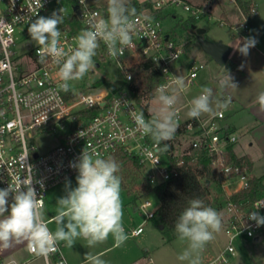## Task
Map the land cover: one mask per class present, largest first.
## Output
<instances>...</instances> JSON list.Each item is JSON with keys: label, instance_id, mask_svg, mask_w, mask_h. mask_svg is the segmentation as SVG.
I'll list each match as a JSON object with an SVG mask.
<instances>
[{"label": "built area", "instance_id": "1", "mask_svg": "<svg viewBox=\"0 0 264 264\" xmlns=\"http://www.w3.org/2000/svg\"><path fill=\"white\" fill-rule=\"evenodd\" d=\"M70 1L73 3L71 14L67 12ZM150 1L131 0L140 6ZM102 3V0H0V189L20 186L19 182L32 172L33 187L43 200L44 208L52 188L76 178L78 172L70 165L78 161L83 150L93 158H113L118 152L125 153L139 163L142 182L151 187L176 179L187 158L195 162L207 158L218 177V192L215 199L211 198L218 205L216 210L222 216V227L228 240L224 251L208 264H225L235 255V241L239 238L264 242V225L257 227L255 221L248 219L252 211L264 216V208H254L255 202L264 200V196L251 198L248 194L253 176L245 162L234 160V157L242 158L235 152L239 138L223 123L226 118L223 111L184 121L183 109L190 104H176L178 124L184 127L179 136L181 143L174 144L172 150L163 151V144L157 145L138 131L132 118L133 112H143L146 119L154 115L144 110V105L142 107L135 100L128 88L135 67L144 60L155 63L165 79L156 89L162 85L170 94L177 73H183L181 68L177 70V63L185 52L184 45L164 30L157 11L181 6L195 21L203 20V16L213 18L209 12L186 0L151 1L152 8L144 6L135 14L137 26L132 45L123 55L111 56L101 41L93 58L95 70L107 59L118 64L126 84L116 92L108 90L101 80H90L95 70L80 81L70 82V91L64 92L57 77L58 66L51 58L41 62L37 56L38 48L25 54L16 50L19 37H30L28 24L37 13L48 17L62 8L63 18L68 21L59 27L60 44L70 51L77 46L75 38L89 27V20L109 18L107 9L100 6ZM257 15L254 2L251 18ZM243 17L244 22L236 28L246 33L251 21L245 15ZM216 20L220 25L226 24L223 18ZM203 67L192 65L189 68L183 76L187 86L194 84ZM179 93L183 90L177 95ZM146 105L150 107L149 102ZM43 136L57 137V146L48 152H39L34 141ZM179 148L181 154H178ZM152 206L150 201H145L138 208L145 214V221L151 220L157 211V208L149 211ZM143 224L126 237L141 235ZM27 249L32 259L43 258L47 264H68L60 244L47 256L31 252L28 245ZM0 264L10 263L0 256Z\"/></svg>", "mask_w": 264, "mask_h": 264}, {"label": "clouds", "instance_id": "2", "mask_svg": "<svg viewBox=\"0 0 264 264\" xmlns=\"http://www.w3.org/2000/svg\"><path fill=\"white\" fill-rule=\"evenodd\" d=\"M107 3L109 18L89 20V27L75 38L77 46L70 51L60 44L59 25L64 20L62 8L48 17L37 13L36 18L28 24L31 42L38 46L37 56L41 62L51 58L58 66L57 77L64 92L70 91V82L80 81L95 70L93 58L101 41L113 57L123 55L125 49L132 45L137 21L131 0H107ZM255 44L253 37H245L238 40L234 48L247 56ZM227 80L231 87L237 88L229 74ZM184 85L183 77L178 76L171 94L162 85L156 89L159 107L151 119H146L143 112L132 113L137 130L149 136L157 145L163 144L162 151L167 149L166 142L173 139L178 130V111L175 106L177 93L183 90ZM221 87H224L223 81ZM257 102L260 110L264 111V91L258 94ZM214 103L216 108L227 109L231 98L215 101L213 89L203 87L200 94L190 101L187 116L198 119L202 114L212 113ZM70 166L78 172L77 186H67L66 195L56 200L55 232L49 229L45 220L43 200L33 187L32 172L19 182L20 186L9 185L0 189V251L27 242L31 252L47 256L57 250L59 242L72 248L77 239H83L88 247H94L106 241L110 234L117 247L125 242L122 178L117 175L120 165L112 157L93 158L83 150L78 161ZM254 208H264V200L255 202ZM248 219L255 221L257 227L264 225V216L258 211L250 212ZM221 228L222 216L216 209L206 206L200 198L190 199L174 225L178 239L187 242V247L178 259L188 264H201L200 254ZM86 259L89 264H106L99 256L87 255Z\"/></svg>", "mask_w": 264, "mask_h": 264}, {"label": "rangeland", "instance_id": "3", "mask_svg": "<svg viewBox=\"0 0 264 264\" xmlns=\"http://www.w3.org/2000/svg\"><path fill=\"white\" fill-rule=\"evenodd\" d=\"M103 3L100 4L102 9L108 8L107 0H102ZM145 1V0H140ZM156 2L157 0H151ZM191 5L200 7L203 11L209 12L213 18L203 16V20L196 21V26L198 29H204L207 32V37L213 41H222L227 44L232 49L238 43V40H242L245 37H253V33L249 30L247 34L242 36V30L236 28L244 22V17L238 7L234 4L232 0H186ZM107 3V4H106ZM257 4V10L259 16H254L252 20H257L258 25L261 24L262 17L264 16V0H255ZM73 3L70 1L69 6H67V12L71 14V8ZM142 11V10H141ZM139 11V12H141ZM135 11L136 13H139ZM228 16L229 21L224 17ZM164 30L171 34L172 37L176 38L182 45H184L185 52L177 63V70L182 69L183 73H177V77H183L188 73L189 68L192 65L204 67L199 71L198 77L195 79L194 84L191 86L184 85L183 93L178 94L177 105L183 106L187 102L198 96L203 87H210L213 89L215 101H223L226 99L223 93V87H221V81L224 82V87H228V93L232 95L239 92L246 95L245 88L255 86L257 81L256 75L262 76V71L264 69L262 57L254 51L252 48L249 50L247 56H243L237 50L233 51L229 57L228 62L225 65H220L216 63L211 57L205 54L196 39V32L189 30L188 23L191 20V15L184 11L181 6L167 7L161 11L159 16ZM223 18L226 20L225 25H220L216 19ZM249 19V18H248ZM251 20V21H252ZM38 48V46L31 42V38L23 39L19 37V44L16 50L20 54H25L29 51ZM254 55V56H253ZM239 59L241 68L247 77L239 83H236L237 88L231 87L230 82L227 80L228 74L235 81L237 77L236 72L230 71L229 62ZM254 78V79H253ZM91 81L101 80L104 82L105 87L116 92L122 89L126 84V78L123 72L119 68L115 61L107 59L100 68L95 70V74L90 75ZM174 85L171 87L173 89ZM148 103V102H147ZM150 107L149 112L155 114L159 104L157 101L156 91L154 92L153 100L149 101ZM248 109L244 111L236 105L230 103L227 109L216 108L215 103L213 104V112L202 114L201 117H206L210 115L217 114L219 111H223L226 118L223 121L224 124H229L231 130L238 136L239 142L245 146L246 144L254 143V148L256 150V141L254 136L260 134L263 135V131L256 129L252 131L255 122V113L258 109L257 105H246ZM259 106V105H258ZM189 107L183 109V117L189 118L187 112ZM253 132V133H252ZM181 143V138H178L175 144ZM34 144L38 148L39 152L45 153L54 149L58 140L55 136H43L34 141ZM182 149L179 148V153L181 154ZM253 152V151H251ZM261 158V159H260ZM122 178L121 185V201H122V226L126 230L125 234L128 233L143 224V233L137 237H127L125 242L119 247L115 244L114 237L110 234L106 241L99 243L94 247H88L87 242L83 239H77L75 245L72 248H67V257L74 258L77 255H83L100 248L111 247L109 250L99 255L108 264H132L137 262L143 264L148 259L147 254L149 252L150 257L153 259L154 264H188L187 261H181L178 256L187 247L186 241H180L177 234L172 238L167 236L160 227L155 225L153 221L146 220L145 214L139 210L141 202L150 201L153 206L149 211L153 209H158L160 206V200L155 193H150L146 195L142 200L135 202V190L134 187L142 183V176L140 169H137L132 164L120 166V171L117 173ZM253 175L256 177L264 176V158L262 156H257L255 160V168L253 170ZM67 186L75 188L77 186L76 178L62 183L54 188H52L48 193L47 204L43 208L45 220L56 215L57 204L56 200L64 195H66ZM212 198H216L217 192L212 187L211 188ZM264 196V193L262 194ZM211 198V200H212ZM211 207L217 209L218 205L215 204V200L211 202ZM145 221V222H144ZM48 227L51 231L55 232L56 224L53 220L48 223ZM228 244V240L225 237L223 227L221 230L215 234L214 240L209 242L204 251L200 254L201 264H208L215 257L220 255ZM236 253L231 257L225 264H264V242H255L253 239L239 238L235 241ZM22 255L15 253L10 256L9 260H21ZM84 264H89L86 262Z\"/></svg>", "mask_w": 264, "mask_h": 264}, {"label": "trees", "instance_id": "4", "mask_svg": "<svg viewBox=\"0 0 264 264\" xmlns=\"http://www.w3.org/2000/svg\"><path fill=\"white\" fill-rule=\"evenodd\" d=\"M239 10L251 21V8L254 0H234ZM131 6L135 11H141L144 6L146 8H152L153 5L150 2H146L142 6L135 2H131ZM161 11H157V15H161ZM188 23L189 30L195 32L193 29L196 26V21L190 18ZM68 20H63V23L59 27L64 26ZM207 36V35H206ZM133 80L129 82L128 88L140 104L144 105V110L147 112V102L153 100L156 87L165 82V79L161 76L158 66L150 60H144L139 66L132 70ZM184 132V127L179 126L174 138L167 141V149L172 150L174 144L178 140L179 136ZM120 166L133 165L137 169H140V165L137 161L127 156L123 152H118L113 157ZM237 162H245L249 170H251L252 164L248 157L237 159ZM218 177L216 172L209 165L207 158L198 162L193 161L191 158H187L184 165L180 168L179 176L169 182L160 184L155 187L146 186L140 183L137 188L134 187L135 202L141 200L144 196L155 193L159 200L160 206L157 209L155 215L151 218V221L158 227L162 228V231L169 237L176 235L174 225L177 217L188 205V201L192 198H200L203 200L206 206L211 207V188L213 187L218 192L217 187ZM264 193V184L262 178H253L251 181V189L248 194L251 198H256Z\"/></svg>", "mask_w": 264, "mask_h": 264}, {"label": "crops", "instance_id": "5", "mask_svg": "<svg viewBox=\"0 0 264 264\" xmlns=\"http://www.w3.org/2000/svg\"><path fill=\"white\" fill-rule=\"evenodd\" d=\"M254 2H255V0H254ZM257 16H259V12H258ZM224 17L226 18L227 21H229V18L227 15H225ZM249 31L253 33V38L256 40L255 47H252V49L254 51H256L262 57V61H263L262 64L264 66V16L262 17V21H261L260 25H258L257 20H255V18H254V20H252L250 22ZM246 34H247V32L246 33L242 32V36H244ZM235 50L236 49L233 48L232 52ZM240 62L241 61H239V59H235V61L229 62L230 71L236 72L235 75H237V77L234 78L235 81H233L235 84L243 81L245 79V77H247V74H245L241 68ZM260 75H258V74L256 75L257 81L255 82V86L249 87V88L246 87L244 89L245 90L244 93L246 94L244 97L238 91L235 92L236 94H234V95H232L231 93H228V91H227L228 87H223V93H224L226 99L229 97L231 98L232 105H234V106L236 105V107H240L244 111H246L248 109L247 107L244 106L245 103H246V105H248V104L257 105L256 109H258V110L255 113L256 116H254L256 119L254 124H256V125H254L253 129H251V130L255 131L256 129L257 130L260 129L261 132L263 131V135L262 136L260 134L257 135V133H256V137L254 136V139L256 141V150L253 149L254 143L246 144L245 146H243L239 142L235 147V152H236L238 157H242V158L248 157L250 159L251 164H252L250 172H251L253 178H262L263 184H264V176L256 177L255 175H253V170L255 168V160H257V156H262L264 158V111L260 110V106H258L259 104L257 102L258 94L261 91H264V69L262 71V76H260ZM189 119H191V118L183 117L184 121L189 120ZM226 125L230 126L227 123H226ZM251 151H253V152H251ZM46 204H47V202H46ZM54 217L55 216L49 218L48 220H46V222L47 223L52 222L54 220ZM255 242H258V241L255 240ZM59 244L62 246V253H63V256H64V258L68 264H84L86 262H89L86 259L87 255L99 256L111 248V247H104V248L102 247L98 250H95V251H92L89 253H85L83 255L79 254L76 257L71 258V257H67L66 250L68 247H65V243L59 242ZM113 246H115V244ZM15 253L22 255L21 260H19V261L9 260L10 256L14 255ZM0 256H2L6 260V262H9L10 264H47L45 259H43V258L32 259L31 255L29 254L28 249H27V242L19 244V245H15L14 247H12L10 249L0 251ZM147 256H148L147 257L148 259L143 264H154L153 259L150 257L149 252H148ZM151 261H152V263H151ZM136 263L137 262H133L132 264H136ZM106 264H108V263H106Z\"/></svg>", "mask_w": 264, "mask_h": 264}, {"label": "water", "instance_id": "6", "mask_svg": "<svg viewBox=\"0 0 264 264\" xmlns=\"http://www.w3.org/2000/svg\"><path fill=\"white\" fill-rule=\"evenodd\" d=\"M75 9L77 10L78 7ZM193 29L196 32V39L203 52L211 57L216 63L225 65L232 53V48L227 44H224L222 41H213L208 38L206 36L207 32L204 29H198L197 26H194ZM147 107L149 108V106Z\"/></svg>", "mask_w": 264, "mask_h": 264}]
</instances>
